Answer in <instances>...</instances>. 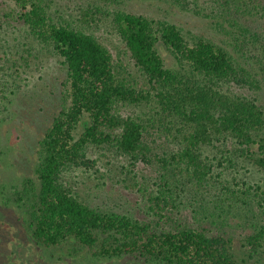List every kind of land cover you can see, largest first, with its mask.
<instances>
[{
    "label": "trees",
    "instance_id": "trees-1",
    "mask_svg": "<svg viewBox=\"0 0 264 264\" xmlns=\"http://www.w3.org/2000/svg\"><path fill=\"white\" fill-rule=\"evenodd\" d=\"M9 1L20 7L23 24L53 51L62 68L53 84V90L61 89V102L35 148L36 180L26 177L14 191L16 201L31 205L35 243L52 247L77 241L95 249L96 258L130 257L152 264H238L230 239L179 216L176 193L165 175L158 192L148 195L152 214L147 219L89 205L63 175L91 164L92 149L101 145H113L135 160L156 152L166 168L193 172L198 185L207 184L212 166L205 148L222 153L227 163L244 158L264 170V103L259 94L243 92L262 91L264 75L247 58L244 46L229 49L202 37L190 41L178 24L123 7L82 6L76 20L60 16L56 22L44 0ZM174 1L198 8L201 0ZM236 1L203 0L222 11ZM251 1L264 9V0ZM99 24L116 32L134 70L96 35L93 29ZM243 30L237 39L247 45ZM250 38L261 49L254 58L264 73V36L257 32ZM161 47L177 64H166ZM13 94L23 104L37 100L27 101L20 89ZM141 105L150 108L149 117L120 112L121 106ZM33 109L29 116L37 112ZM236 196L233 191L221 193L219 204ZM248 240L258 246L264 228Z\"/></svg>",
    "mask_w": 264,
    "mask_h": 264
},
{
    "label": "rangeland",
    "instance_id": "rangeland-1",
    "mask_svg": "<svg viewBox=\"0 0 264 264\" xmlns=\"http://www.w3.org/2000/svg\"><path fill=\"white\" fill-rule=\"evenodd\" d=\"M44 3L56 22L60 16L76 20L82 6L93 5L123 7L158 20L166 18L178 24L190 41L202 37L229 49L241 44L247 58L252 57L256 70L264 75L257 57L254 58L261 49L250 38L257 32L264 36V9L251 0L236 1L225 11L222 7H209L203 0L198 8L174 0H120V3L44 0ZM20 10L16 3L0 0V264H152L130 257L96 258L95 249L77 241L45 247L33 240L29 220L31 205L16 201L14 191L21 189L26 177L36 180L35 148L42 129L50 123L61 102V89L53 90V84L57 85L56 78L61 76L62 68L53 51L35 40L23 24ZM243 28L247 30V36L243 35L247 45L237 39L241 38ZM93 30L117 60L134 70L122 41L111 27L99 24V29ZM160 51L167 65L177 64L170 52L163 47ZM135 75L139 76L137 72ZM139 81L143 80L139 77ZM15 89H20L27 101L31 97L38 101L23 104L25 101L20 95L13 94ZM237 89V86L233 88ZM243 92L259 94L264 103V86L258 93L249 89ZM32 109L37 112L29 116ZM149 111L144 105L120 107L123 115L149 117ZM167 148L172 150V145ZM203 150L210 158L206 162L212 165L208 168L207 184L198 185L193 172L180 173L178 169L171 170L172 166L166 168L156 152L135 160L113 145L95 146L90 153L92 163L66 172L63 179L78 198L91 206L147 219L152 214L148 195L161 188L163 174L171 183L172 193H176L178 210L175 211L179 216L230 239L238 264H264V240L255 247L248 240L264 228V170L244 158L230 164L222 160L223 154L217 150ZM232 191L238 194L236 199L219 204L221 193ZM244 198L247 203H243Z\"/></svg>",
    "mask_w": 264,
    "mask_h": 264
}]
</instances>
